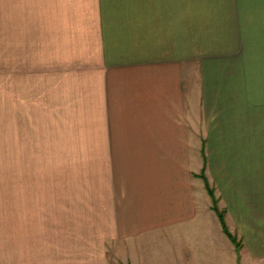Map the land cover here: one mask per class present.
Returning a JSON list of instances; mask_svg holds the SVG:
<instances>
[{
    "label": "rangeland",
    "instance_id": "374dc122",
    "mask_svg": "<svg viewBox=\"0 0 264 264\" xmlns=\"http://www.w3.org/2000/svg\"><path fill=\"white\" fill-rule=\"evenodd\" d=\"M229 10L249 11L231 19L245 33L212 15ZM227 37L230 56L264 76V0H0V264H126L83 218L82 182L98 179L81 144L102 123L143 120L152 93H169L163 74L209 181L205 73Z\"/></svg>",
    "mask_w": 264,
    "mask_h": 264
},
{
    "label": "crops",
    "instance_id": "0c3cea01",
    "mask_svg": "<svg viewBox=\"0 0 264 264\" xmlns=\"http://www.w3.org/2000/svg\"><path fill=\"white\" fill-rule=\"evenodd\" d=\"M216 12L230 20L252 17L249 11ZM225 25L227 35L249 27L233 20ZM223 42L227 56L214 57L205 73L207 172L240 247L223 232L195 176L203 166L201 148L200 162L185 123L172 121L176 84L161 74L159 86L169 93L164 90L159 100L152 93L143 120L102 123L81 144L89 174L98 179L82 182L83 218L102 227L104 238L119 244L116 249L124 248L126 264H264V76L251 78L243 59L230 56L234 39ZM157 77L146 88L152 90Z\"/></svg>",
    "mask_w": 264,
    "mask_h": 264
},
{
    "label": "trees",
    "instance_id": "16d2710c",
    "mask_svg": "<svg viewBox=\"0 0 264 264\" xmlns=\"http://www.w3.org/2000/svg\"><path fill=\"white\" fill-rule=\"evenodd\" d=\"M201 153L203 155V160H204L205 159L204 151H201ZM202 171H204V168L202 169ZM202 171L200 173H198V174H195V176L202 179V181L204 183V186H205V189H206L208 195L211 198L212 209L217 214V217H218V219L220 221V224H221V227H222L223 232L234 242L235 246L237 248H239L240 247L239 240L237 239V237L235 235H233L229 231V228L227 226V223H226V220H225L226 211H225V209L219 207V204H218L219 203V200L215 196V190L210 185L207 177L204 175V173Z\"/></svg>",
    "mask_w": 264,
    "mask_h": 264
}]
</instances>
